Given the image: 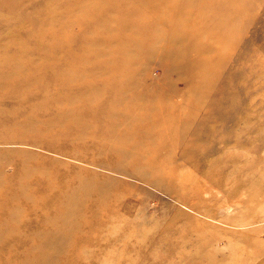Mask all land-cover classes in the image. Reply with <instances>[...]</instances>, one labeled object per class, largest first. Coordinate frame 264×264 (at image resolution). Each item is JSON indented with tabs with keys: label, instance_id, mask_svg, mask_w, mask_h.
Instances as JSON below:
<instances>
[{
	"label": "rangeland",
	"instance_id": "obj_1",
	"mask_svg": "<svg viewBox=\"0 0 264 264\" xmlns=\"http://www.w3.org/2000/svg\"><path fill=\"white\" fill-rule=\"evenodd\" d=\"M151 1L149 7L138 0H0V77L16 67L18 78H30L24 87L0 86V165L11 174L7 164L21 158L11 151H27L53 167L56 178L80 166L100 183H120L121 198L106 210L102 227L79 233L88 240L76 245L73 264H264V0L253 4L242 50L223 49L229 62L237 59L235 69L217 68L221 76L206 83L208 72L190 70L186 53L171 47L178 17ZM155 30L169 36L158 55L105 52L116 40L135 43V31L152 44L157 37L148 34ZM195 82L202 94L214 82L212 94L196 99L188 93ZM223 88L231 94L218 98ZM161 91L170 94L167 113L153 115L157 125L148 138L157 146L134 137L143 148L136 159L144 162L123 165L137 178L76 161L96 156L107 163L95 152L107 147L109 132L102 137V131L127 110L121 98ZM49 101L57 106L50 113L38 108ZM140 105L132 114L147 118ZM4 206L0 225L19 224L24 216L10 219ZM35 217L42 215H27Z\"/></svg>",
	"mask_w": 264,
	"mask_h": 264
},
{
	"label": "bare ground",
	"instance_id": "obj_2",
	"mask_svg": "<svg viewBox=\"0 0 264 264\" xmlns=\"http://www.w3.org/2000/svg\"><path fill=\"white\" fill-rule=\"evenodd\" d=\"M138 1L144 6L153 5L151 0ZM157 1H159V6L166 7L169 14L178 17L175 29L177 39L176 43L174 41L175 46L171 47L173 49L178 47L186 53V64L191 65L190 70L196 68L197 71L201 69L203 72H208L207 79L205 78L206 81H204L206 83L210 76L215 78L218 75L217 68H224L225 71L227 67L232 66V69H235L237 59L234 64L232 61L229 62L228 54H225L223 49L227 47L233 50L240 47L242 50L241 46L244 43L242 40L245 39L244 36L248 32L247 26L255 19L254 9L260 0H155V2ZM204 2L206 5L198 7L200 3ZM179 28L182 31L180 36ZM135 32V35L139 37L135 43L127 39L126 45H122L119 40H116L106 46L105 52L117 55L124 48L127 54L133 56H137V53L145 56L158 55L161 53L159 48L162 47L159 44L166 45V42H169V36L158 30L148 34L149 37H157L156 42H152V44H148L147 38L144 39V36L142 37L138 31ZM140 42H142L141 45H139ZM215 43L222 47L215 46ZM127 45L129 46L127 47ZM139 46H143L142 51L139 50ZM246 47L249 48V46ZM169 54V57L171 56L177 61V55H172V52ZM231 56L234 59L232 54ZM213 62L216 63L212 64ZM208 65L215 67V72L213 69L209 71L205 68L209 67ZM8 70L9 67L5 68L4 73L1 74V87H6L14 82L24 87L29 83V77H17L20 68L12 67L10 69L13 70L12 73ZM182 75L187 76L184 72ZM56 76L60 77L59 74ZM10 78L13 79L10 80ZM8 79L9 81H7ZM60 83L62 82L60 81ZM213 89L214 82L211 90L202 94V83L195 82L189 84L188 93H192L196 99H200L210 96ZM145 94L123 96L121 99L126 100L127 110L119 116L122 117V120L113 122L107 131H102L101 136L109 132L104 138V142L108 141L107 147L97 150L95 153L97 157L102 156L108 161L107 163L95 158L96 156L75 157L76 161L101 169H106L107 166L110 172L118 175L130 173L132 177L137 178L136 174H132L123 166L125 164L138 166L144 162L136 159V153L143 148L139 144L133 143V138L146 136L148 144L157 146L155 139H148L151 132L154 131L152 126L157 125L154 123L153 115L164 116L167 113L166 108H163L165 106L163 102L166 97H170V94L165 91L150 97H144ZM230 94L231 90L227 91L223 88L219 92L218 98ZM139 101L142 103L139 108L143 109L147 118H137L131 112L132 108H137L135 104ZM68 105L69 103L64 107ZM40 107H44L40 109L41 111L50 113L51 107L55 109L57 106L53 101H49L38 108ZM62 115V113H58L53 116L59 122ZM219 120L220 117H217L214 122L217 123ZM20 126L15 128L28 130L24 126L19 128ZM83 127L87 128L88 125ZM57 130L59 132L65 130L64 133L69 131L68 128ZM107 151L111 156L106 154ZM11 152L19 154L21 158L18 161L20 163L12 161L7 164H11V169H9L12 170L11 174L5 173V165H0V204L5 205L2 209H5L4 211L9 214L10 219H13L12 215L15 217L18 214L23 215L24 218L20 220L19 224L12 222L10 227L8 224L0 225V264H73L78 259L76 253L79 247L76 248V245L79 246L82 242L84 245L88 240V236H83L80 239L79 233L84 229H88L90 232L98 231V227H102L103 220L105 222L104 217L107 215L106 210L112 208L113 202L119 201L121 198L120 183L116 184L112 181V186L109 183H100L99 180H96L98 176L92 171L80 166L74 167V165H70L74 167L72 174L56 178L55 169L47 167V163L36 159L34 154L27 151ZM128 160L130 162H127ZM114 165L117 167L113 168ZM83 174L84 176H82ZM86 174H90L91 177ZM260 199L261 197H258L257 194L254 195L255 202ZM34 214H41L42 217L27 219V215Z\"/></svg>",
	"mask_w": 264,
	"mask_h": 264
}]
</instances>
